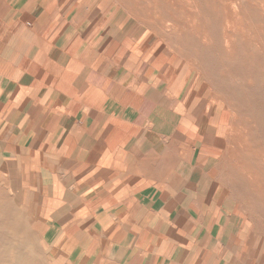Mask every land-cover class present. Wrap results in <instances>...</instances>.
Returning <instances> with one entry per match:
<instances>
[{"label":"crops","instance_id":"1","mask_svg":"<svg viewBox=\"0 0 264 264\" xmlns=\"http://www.w3.org/2000/svg\"><path fill=\"white\" fill-rule=\"evenodd\" d=\"M79 1L0 0V203L46 264H264L171 65Z\"/></svg>","mask_w":264,"mask_h":264},{"label":"rangeland","instance_id":"2","mask_svg":"<svg viewBox=\"0 0 264 264\" xmlns=\"http://www.w3.org/2000/svg\"><path fill=\"white\" fill-rule=\"evenodd\" d=\"M79 2L110 38L171 65L205 126L223 198L264 247V0ZM0 264H46L3 198Z\"/></svg>","mask_w":264,"mask_h":264}]
</instances>
